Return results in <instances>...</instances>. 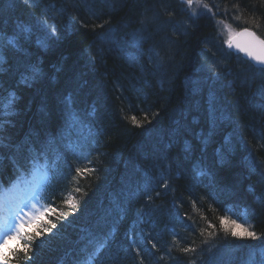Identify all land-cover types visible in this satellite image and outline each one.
<instances>
[{
  "label": "trees",
  "instance_id": "trees-1",
  "mask_svg": "<svg viewBox=\"0 0 264 264\" xmlns=\"http://www.w3.org/2000/svg\"><path fill=\"white\" fill-rule=\"evenodd\" d=\"M200 1L211 12L178 0H0V99L16 96L0 128V201L34 183L33 159L47 172L35 191L43 215L25 224L40 236L26 254L11 243L9 264H246L253 250L264 259V68L231 53L222 33L248 26L264 38V0ZM152 58L158 69L147 68ZM228 70L237 81L218 89L215 73ZM183 74L219 113L171 104H181ZM242 115L259 133L230 136L229 117ZM220 194L231 196L222 209ZM225 215L258 238L225 234Z\"/></svg>",
  "mask_w": 264,
  "mask_h": 264
},
{
  "label": "snow or ice",
  "instance_id": "snow-or-ice-1",
  "mask_svg": "<svg viewBox=\"0 0 264 264\" xmlns=\"http://www.w3.org/2000/svg\"><path fill=\"white\" fill-rule=\"evenodd\" d=\"M194 0H183L189 8L192 7ZM203 8L208 12H211V8L208 4H204ZM214 14V13H213ZM54 33V30H53ZM242 36L251 37V39L243 44L237 42L236 47L246 53L256 64L264 65V39H260L254 32H250L247 29H244L243 32L239 33ZM9 46L15 47L17 44L16 39H11L8 41ZM43 45V42H41ZM139 41H137V44ZM231 47V43L229 44ZM264 70V69H262ZM24 82H28V77H24ZM16 96L15 93H9L6 99H0V128L3 127L5 121L2 119L3 117H8L13 114V108L15 104ZM135 121V117L132 118ZM3 140L0 139V147H3ZM37 160L33 159L31 161V167L26 170V175L32 178V181L39 185L40 182L46 179L47 172H40L37 175L36 164ZM79 171V169H77ZM26 176L24 173L18 175L16 179L12 182L13 185L19 184L21 181L25 180ZM0 190H2V186H0ZM79 189H77L78 191ZM27 206V205H26ZM35 207V206H33ZM51 211L55 212V209H51ZM231 209H226V212H230ZM43 213L40 216H32L27 221L21 217L20 211H17L13 214L11 222L0 223V264H9V255L5 253L4 249L8 247L10 240H15L18 242L16 249H9V252L23 251L25 254L31 247L32 242L36 239V237L40 236V232L36 233V236H32L25 232V224L32 223L34 220L41 218ZM220 225L225 234H230L232 237L239 239H257V233L251 230V227L244 224L238 223L236 219H231L229 216H221L219 218ZM18 221V222H17ZM55 227V225H52ZM210 227H214L213 225H209ZM211 235V233H209ZM23 241V243H20ZM155 247V245H153ZM183 251H195V249L185 248ZM260 256L264 257V249H261ZM85 264H91V259L85 261ZM246 264H257L255 251H250L249 258ZM259 264H264V259L259 261Z\"/></svg>",
  "mask_w": 264,
  "mask_h": 264
},
{
  "label": "bare ground",
  "instance_id": "bare-ground-1",
  "mask_svg": "<svg viewBox=\"0 0 264 264\" xmlns=\"http://www.w3.org/2000/svg\"><path fill=\"white\" fill-rule=\"evenodd\" d=\"M159 1V3H161V2H163V0H157V2ZM179 1V3L181 2V3H183V0H178ZM183 7H184V9H185V7H186V4L185 3H183ZM95 6H97V5H95ZM91 8V12L93 13V15H98V10H97V8L96 7H93V6H91L90 7ZM124 28V27H123ZM147 29V31L149 32H153V29H152V26H150L149 25V27L148 28H146ZM255 33H257L258 34V36L260 37V38H262V39H264L258 32H255ZM226 39V38H225ZM222 40H224V38H222L221 40H220V42L222 41ZM229 41V38L225 41L224 40V44H225V46H226V48L232 53V52H235V51H233V49L232 48H229L228 47V45H227V42ZM236 53H238L242 58H243V56L240 54V52L237 50L236 51ZM226 59L227 60H230V59H228L227 57H226ZM246 61H248V62H250L248 59H246ZM207 61L205 60L204 61V63H206ZM250 64H252L251 62H250ZM159 65H160V62H159V60H157V59H154V58H152V59H150V60H148V62H147V68H149V69H151V68H153V69H158L159 68ZM205 65V64H204ZM252 65H254V66H259V67H263L264 68V66H260V65H255V64H252ZM197 66H199L201 69L202 68H204V66L202 65V64H200V65H197ZM198 67V68H199ZM199 70L200 69H196L195 70V73H197L198 74V72H199ZM229 72H227L226 73V75H221V73H219V72H217V73H215V77H216V79H217V83H218V85L216 86V87H218V89H221V88H223V89H225V87H226V85H230V84H233L234 85V83H235V81H237L232 75H231V71L230 70H228ZM232 71H233V69H232ZM234 74V73H233ZM179 76H177L176 78H178ZM210 77V76H209ZM223 77H227L228 78V81H224V79H223ZM180 79H182L181 80V82L183 81L184 82V84H185V86H186V89H182V91L181 92H178V91H176L175 92V94H176V96L177 97H179L180 98V100H181V104H180V101L179 100H176V99H174L173 100V102L171 103V104H175L176 105V107L177 108H180V107H184V110L185 109H187V108H189V109H191V110H193V112H195L196 114H201L200 116L202 117V119H206L207 118V115H206V113H210V114H212V113H219V109H216L217 108V105L214 103V105H215V107L216 108H209L208 110H206L204 107H203V105L199 102V100L198 99H195L196 97H198V98H200L201 96L202 97H206V89L205 88H203L204 86L202 85V83L200 82V81H198L197 79H195V78H192L191 76H189V75H187V74H183L182 76H180L179 77ZM180 79H177V80H180ZM210 79V78H209ZM175 80V79H174ZM183 82H182V84H183ZM209 82H211V81H209ZM190 85V86H189ZM244 86H246V90H249V88H250V86H247V85H245V84H243ZM210 92H212V91H210ZM209 92V93H210ZM216 92V91H215ZM208 97H209V94H208ZM242 97H244L246 100H248V99H250V97H249V95L247 96V95H242ZM89 98H92V96L89 94ZM183 102V103H182ZM170 106V105H169ZM169 106L167 105V108H169ZM213 106V105H212ZM211 106V107H212ZM165 109V105H163V107H161V111L163 112V110ZM123 113V112H122ZM130 116V113L128 114V113H123V115H121V119H122V121L124 122V123H127V120L129 121H131L132 120V118L133 117H129ZM245 116L244 115H242V116H240V117H238V118H230L229 117V119H234L230 124H229V127H231V128H229V129H231V133H230V136H231V134H232V132H235V131H242V132H244L245 133V135L246 136H248V134H250L251 133V129H255V131L258 129V127L259 126H256V125H249V124H247L248 122L247 121H245V118H244ZM120 119V120H121ZM178 126H180V124H178L177 126H175V129H174V131L178 128ZM98 131H100L98 128H93V132L95 133V134H97V132ZM256 132H258L259 133V131H256ZM107 136V135H106ZM214 145L212 144V147H213ZM193 171H195V174H196V177L198 178L199 177V174H198V172L196 171V169L194 168L193 169ZM215 183H217L218 184V182H216L215 181ZM185 193H187V192H185ZM231 198V196H229V197H227V196H225L224 194H220V197H219V202L217 203L215 200H214V206H216V207H219L220 209H222L224 206H226V204L227 203H229L230 202V199ZM99 205H103L102 203H101V201H99V200H97L96 201V206H99ZM145 220L146 219H144V217H143V215L142 214H138L137 215V217H136V222H137V226H136V229H138V227L139 226H141V225H143L144 224V222H145ZM130 223H133V221H131ZM135 229V230H136Z\"/></svg>",
  "mask_w": 264,
  "mask_h": 264
},
{
  "label": "rangeland",
  "instance_id": "rangeland-1",
  "mask_svg": "<svg viewBox=\"0 0 264 264\" xmlns=\"http://www.w3.org/2000/svg\"><path fill=\"white\" fill-rule=\"evenodd\" d=\"M200 2H199V0H194L191 8H189L186 5L187 9L190 12H191V10H193L195 12V10H198L199 8L200 9L203 8V5L205 3H203L202 1H200ZM200 5H201V7H200ZM175 25L180 29V32H181L182 27L180 26V24L176 22ZM221 29H223V28H221ZM222 33L226 35L225 41L228 39L229 36L234 35V31H232L228 27L224 28ZM205 69H208V67L206 65H204V68L202 70L204 71ZM191 77L193 78V76H191ZM37 187H38V185L35 184V185L29 186L28 189L25 191H17V197H15V198L12 197L13 194H8V197L4 200V203L7 204V206L4 209L2 207H0V215H1L0 216V223H5V222L10 223L13 214L17 211H20L21 217H23L26 221L34 215L38 216L39 213L43 209V204H42V202H40L39 197L34 196L33 191L36 190ZM33 206H35V207H33ZM13 242H15V240H10L8 247L5 248L4 251H7V249L9 248V245Z\"/></svg>",
  "mask_w": 264,
  "mask_h": 264
},
{
  "label": "water",
  "instance_id": "water-1",
  "mask_svg": "<svg viewBox=\"0 0 264 264\" xmlns=\"http://www.w3.org/2000/svg\"><path fill=\"white\" fill-rule=\"evenodd\" d=\"M244 29H247L248 31L253 32L251 29H249L247 27H245ZM244 29H241V30L237 31L236 34L229 39V41L227 42V45H228L229 48H232L233 51H235L237 49L240 52V54L243 56L244 59H248L252 64L259 65V64H256L255 61H253L249 56H247L245 52L240 51L235 46L237 42L243 44V43H245V42H247V41H249L251 39V37L239 35V33L243 32ZM255 34H256V36H258L257 33H255ZM260 39H262V38H260ZM230 43L232 45L231 47L229 46ZM260 66H264V65H260Z\"/></svg>",
  "mask_w": 264,
  "mask_h": 264
}]
</instances>
